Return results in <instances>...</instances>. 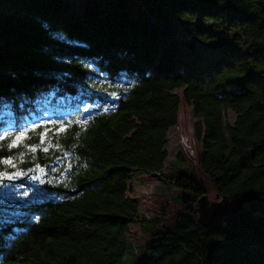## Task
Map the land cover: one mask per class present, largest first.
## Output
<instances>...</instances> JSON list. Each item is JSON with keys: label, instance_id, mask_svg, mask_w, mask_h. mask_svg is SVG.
<instances>
[{"label": "trees", "instance_id": "16d2710c", "mask_svg": "<svg viewBox=\"0 0 264 264\" xmlns=\"http://www.w3.org/2000/svg\"><path fill=\"white\" fill-rule=\"evenodd\" d=\"M49 120L72 121L50 126L60 150L0 144V157L26 153V174L0 181V264H126L134 223L149 243L133 264H264V0H144L141 14L124 0H0V129ZM172 126L201 149L166 179ZM136 172L185 193L161 214L169 228L140 217ZM209 192L230 211L198 229Z\"/></svg>", "mask_w": 264, "mask_h": 264}, {"label": "rangeland", "instance_id": "374dc122", "mask_svg": "<svg viewBox=\"0 0 264 264\" xmlns=\"http://www.w3.org/2000/svg\"><path fill=\"white\" fill-rule=\"evenodd\" d=\"M86 0H73L76 8L82 9ZM101 2L107 0H99ZM125 4L130 10L136 14H141L143 11L144 0H124ZM186 115L191 118V107L186 108ZM229 122L234 119V114L229 111L226 115ZM201 145L196 143L191 137L184 135V133L177 127L172 126L167 130V138L165 150L167 152V159L164 163L163 174L167 177L174 174L175 171L188 170L190 162L198 157L200 154ZM199 179L198 176H196ZM132 197L138 199L140 202L139 215L141 218H149L154 213L161 216L163 210L170 204L175 202L177 196L184 195L182 190L170 185L168 181H161L150 178L142 173H132L129 182ZM210 193V192H209ZM160 225L169 228L174 223V218L170 216H161L159 218ZM132 236L129 241L134 244L135 254L131 256L129 253L126 256V264H133L136 256L148 246L147 227L139 223H134L130 226Z\"/></svg>", "mask_w": 264, "mask_h": 264}, {"label": "snow or ice", "instance_id": "6c2138e0", "mask_svg": "<svg viewBox=\"0 0 264 264\" xmlns=\"http://www.w3.org/2000/svg\"><path fill=\"white\" fill-rule=\"evenodd\" d=\"M113 96H115V93H113ZM76 123L80 127H85L88 121H76ZM71 124L72 121L65 123L64 121L49 120L43 121L41 123H32L30 125H17L14 129L9 126L7 128L0 129V144L7 142V148L9 152H11V150L14 148L23 146L27 152L32 154H35L38 151L48 154L52 149L60 150V145L58 143L54 144L52 141L47 139L48 133L51 130L50 126H57L55 127V134L58 135L62 132H65L67 128L71 126ZM37 129H43V131L40 132L38 136L39 144L26 143V141L31 139L29 133L36 132ZM25 155L26 153L22 151L18 154V156L9 155L0 157V166H3V170H0V181H14L26 174L25 170L18 167L19 163L25 162ZM63 155L67 157L68 153L64 152ZM56 159H59V157ZM8 169H11V171H8ZM28 171H36L43 174L44 168L39 164H35L34 167L32 169H28ZM24 195L27 196L28 193L25 192ZM205 210L208 213L219 211L218 208L213 207H207Z\"/></svg>", "mask_w": 264, "mask_h": 264}, {"label": "water", "instance_id": "95a60500", "mask_svg": "<svg viewBox=\"0 0 264 264\" xmlns=\"http://www.w3.org/2000/svg\"><path fill=\"white\" fill-rule=\"evenodd\" d=\"M184 45L187 49L192 50L195 44L194 41H186ZM31 174L34 175V180H40L44 176V174H35V171H31ZM207 207L218 208L219 211L208 213L205 210ZM230 207L231 204L227 195L218 192L204 194L195 202L192 211V222L198 229L208 228L218 220L227 216Z\"/></svg>", "mask_w": 264, "mask_h": 264}]
</instances>
